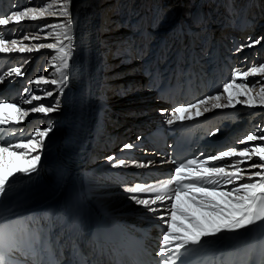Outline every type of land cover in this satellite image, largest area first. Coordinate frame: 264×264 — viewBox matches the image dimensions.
<instances>
[{
    "label": "snow or ice",
    "instance_id": "6c2138e0",
    "mask_svg": "<svg viewBox=\"0 0 264 264\" xmlns=\"http://www.w3.org/2000/svg\"><path fill=\"white\" fill-rule=\"evenodd\" d=\"M70 2L71 0H46L41 7H24L22 10L0 14V26L5 27L25 20L64 18L60 23L46 25L52 29L47 35H54L55 43L41 42L30 46L11 38L16 29L11 30V35H5L4 29L0 28L2 55L33 53L41 49L55 51L48 64L55 68L56 78L37 76L28 81L39 90H43L45 85H54L59 94H62L69 79L67 70L74 49L73 26L69 19ZM42 31L43 28H40L31 36L26 34L22 40H39V32ZM262 39L264 38L250 40L237 51H242L243 47L259 45ZM28 62L25 58L24 64ZM22 68L23 65L11 67L0 74V83L13 76L22 77L26 71H22ZM255 77L260 79L250 82L249 78ZM23 91L28 93L30 89L25 88ZM59 94H54L51 90H43V95L33 92L22 103L10 102L6 97L0 96V204L7 200L13 190L17 174L30 176L37 172L46 139L52 132L51 126H37L23 134L25 120L30 114L47 116L59 111ZM54 96V103L33 105V102ZM22 105L31 107L25 108ZM237 105L248 109H264V63L253 64L246 70L234 69L229 80L215 94L175 107L165 123L171 126L177 122L193 121L214 110L235 109ZM216 132L210 135H216ZM257 141L260 143H256ZM236 143L243 146L226 145L215 154L201 153L200 157L180 162L165 161L175 165L168 178L156 183H136L124 188L129 199L143 206L147 212L160 213L155 217L160 221L157 225L160 232L159 247L155 252L157 259L153 264H188L186 257L210 244L230 236L246 234L254 227L264 229V129L257 133H247ZM133 147L132 144L124 145L125 149ZM107 159L114 161L113 167H127L129 163L112 156ZM131 163L144 168L153 162ZM141 194L147 195L141 198ZM52 232V225H41L33 217H23L11 212L8 216H0V264H61L54 254ZM250 255L251 250L244 253L239 262L227 256L216 264H248ZM260 255L261 264H264V241L260 244ZM74 264L87 262L75 261ZM131 264H139V261L133 260Z\"/></svg>",
    "mask_w": 264,
    "mask_h": 264
},
{
    "label": "bare ground",
    "instance_id": "6f19581e",
    "mask_svg": "<svg viewBox=\"0 0 264 264\" xmlns=\"http://www.w3.org/2000/svg\"><path fill=\"white\" fill-rule=\"evenodd\" d=\"M20 1L21 0H17L18 3ZM123 1L124 0H71L69 6L71 15L69 19L71 20L73 26L72 30L74 34V49L72 58L69 61V79L64 86V92L61 95L62 104L59 113L62 114V117L58 122V128L56 129L57 133L50 134L46 139V148L42 152V160L40 165L38 166L37 172L32 173L30 176L17 174L15 178L16 183L13 190L9 194L7 200L4 201L3 204H0V216H8L10 212L21 213L27 208V206H29V204H32L39 206L43 210L44 214L48 211L47 208H54L56 210V213L54 215L55 219L62 221L66 214L65 211L72 205V203H74V201L76 200H81L78 194L87 197L90 200V205L94 208L101 206L102 208L110 209L112 212H128L122 208L114 209L109 206L107 202L112 200V198L107 197L106 200H102V198H100L99 196H90L93 193L91 185L98 182H107H104L102 179H98L97 177L94 178V176L84 173L83 170V165L88 163V161L93 160L97 152L108 154L111 150L116 149V147H118L117 144L118 142H120L121 136H123V133L125 131H127L126 135L128 134V137H131L135 131H139L138 136L141 137L139 140L143 141L144 135L148 131L153 130V128H150L147 130V132L143 133L142 131L146 127H137L136 129L129 128L128 124L120 120L110 123V125L107 126L106 130H101L98 127V124L95 122V117L97 114H99L100 116L104 114L102 105L108 95L111 93V91L108 92L105 90V84H101V79L99 78L101 74L104 72V74L106 75L107 72L105 71L109 70V68H107L108 66L111 68V70L109 71L110 73H118L124 71L126 67L138 62V60L130 62V60L128 59L130 58L129 55L132 54L133 50L124 47L121 43L118 42L114 43L113 46V49H115V54L112 55V57L110 56L111 58H107L109 48L103 44L102 39L108 34H117L116 30L113 28L118 25L115 20L119 17V15L124 16L125 18V20L123 21L124 25H122L120 33H133L136 38L141 35L142 39L145 37L149 38L153 34L156 41L157 39H159L156 43L157 46L161 42L165 41V44L160 47V49L156 52V55H146L144 60H146V63L151 62L153 63L154 67H157L154 64V61H158L164 55H169L166 58L168 59L167 64H165L166 68L163 70L166 78L162 81L163 84L161 86V90H163V92L161 94L163 95V98H165V100H167L171 105H176L174 107L185 104L184 101L194 102L199 98L215 94L217 85L216 87H212V84L217 81L219 76H221L220 80L222 79V73L226 72L225 67L226 64L228 65V63L230 62V59L233 58V56L235 57V55H241L242 53L244 55L250 56L254 46L251 48L243 47V50L239 52L237 51V49L244 45H247L250 40L254 41L255 39L264 38L261 37V33H258V35H256L255 37L250 35L249 37L232 44L229 40L225 39L222 40V43H225L224 46L222 44H219L214 48L212 47L213 49L210 50V56L208 57L210 64L207 73V79L204 78L202 68L199 65L200 62L197 58L199 55V51L197 50V48L195 49L194 47H189L187 49V59L188 61H191V66L185 68L183 70V74H181L180 72L177 74V70H172L174 69V66H176V64L180 63V59H178L180 54L178 53V49L173 50L176 45L174 46L173 43L170 42L171 38L169 35L171 33L172 35L176 34L177 29L184 19H187V22L193 24L196 22L197 24H202L205 26H207L208 23L211 25L215 24V29H217L221 25L219 23H227L229 25H232L234 23L235 28H239L243 22V12L246 10H251L249 17H251L252 20L255 19L254 23L259 22L260 24H258L257 29H261V24L264 23V15L261 16V14H264V12L257 13L254 10L258 6L262 8L261 3L264 2V0H210L211 6H209V4H207V6L200 5L205 4L207 0H166L165 2H163V0H155L153 10L150 9V4L148 7L149 0L144 1V3L140 2V0H137L132 2L131 4H129V0H125V3H123ZM39 2H43V0H27V3L30 4V6H34ZM44 2H46V0H44ZM224 2L226 4V7L221 6V4H224ZM229 6L231 7V10H229ZM160 7L162 9L165 7L169 9L167 14L168 16L163 20L157 21L152 24V27L148 30L147 34H143L142 29H138L140 21L143 20V9L146 10V16L151 10L152 12L154 11V19H156L160 13ZM211 7H214V9ZM114 9L116 10V15ZM136 9H138L139 12ZM211 10H213L214 13L212 16H208ZM232 12H234V17L232 16ZM217 13H220V15L218 17H215ZM107 17L108 20L106 25L112 23L110 26H107L112 28L110 29L111 31L107 30V32L102 33V31L104 30L103 28H105L104 23ZM63 19L64 18L62 17H45L39 19L40 21L25 20L20 22V24L22 25L21 27L23 28L24 26L25 29L28 23L36 25L41 23L45 24L47 21H52V23H60L63 21ZM132 19H136L134 21L135 23L131 22ZM238 19L239 21H237ZM48 29L49 31H46ZM48 29H43L44 32H46L42 37L45 41L51 40V38L47 34L51 32L52 29ZM143 29H145L144 26ZM187 30L190 29L187 28ZM53 40L55 42L54 35ZM20 41L22 43L26 42V44H29L30 46L32 45V42L23 40ZM65 43H67V41H65ZM154 48L152 49V51H150L151 53L155 51ZM46 50L47 49H41L39 52L25 54H1L0 64H5L7 66L6 63H9L8 59L10 57H13L12 59H15L16 62L22 61V63L24 64L25 58H27L29 61L30 59L38 57ZM243 62H245V59L242 58L240 60V63ZM50 67L51 66L49 65L46 70H49L48 68ZM187 69L190 70L186 72ZM151 76V78L153 79L150 81H152L154 85L155 82H159L161 77L160 72H155V69L153 70V74ZM128 77L131 79L134 78L133 76ZM102 80L104 81V79ZM114 80H119L118 82L120 83L122 79ZM209 83L210 85L208 86ZM29 85L30 91L37 90L34 85ZM84 89L87 95L86 108H83L84 104L82 103L81 95ZM124 89L125 88H123V90ZM9 91V93H12L13 88H11ZM121 92L123 91H118L119 95H114L112 98L121 96ZM128 97L129 96L126 95L123 98L126 99ZM111 101L115 103L118 100L114 99ZM128 107L137 109V105L130 104L129 102ZM84 110H86L87 113L85 115V118L83 119ZM251 113L255 114L256 118H259V122H261V120L264 121V109L261 108L243 109L242 107L237 105L235 109L229 108L214 110L210 113H206L203 117H200L203 122H207L206 124L204 123V125H201L200 129L197 130V133L202 132V127H204L205 125L206 127H208L207 125H210L212 132H216V130L219 129V132H216V135L212 136L221 138L227 136L228 133L241 134L242 127H244V129H250V133L260 132L261 130H259L260 126L257 125L258 123H254V121L252 122L250 120ZM153 114H158V112ZM169 115L170 114L160 115V119L155 117L148 118L146 119V122H150L149 124L152 126V122L162 121L163 125L161 127L164 129L162 130V132L173 127L178 129L177 123L171 126L165 123V120ZM121 118H124V115H122ZM82 122L85 124L84 128H81ZM189 122L190 121H184L178 123H180V125H186ZM195 125H197V123H195ZM27 126H24L23 134L28 133V131L26 133ZM221 126H224V128H222ZM224 131H226V133H224ZM104 132L107 133V136H109L111 148L107 147L104 144L105 141L109 140L107 139L106 135L101 138L98 137L97 142L94 144L93 148L91 145L93 138ZM220 134L222 136H220ZM244 136L245 135H243L242 133V138ZM205 140V134L204 132H202V139L200 140L201 149L204 148L203 141ZM228 140H230V138H228L227 141ZM130 142L132 141L128 140L125 144H130ZM256 143L260 142L257 141ZM147 145L150 146L149 144ZM216 147L213 146L208 154H212L213 151H215V154L217 150L215 149ZM117 151L118 149L111 152V154L116 153ZM149 151L150 150L146 149L145 152L143 151L142 154L139 153V155H141L142 157H145V154L153 155ZM121 152H124V149H122ZM111 154H109L108 156H110ZM108 156L105 157L107 158ZM158 157L160 159L165 158L163 155ZM103 158L104 157H101L99 159ZM107 160L108 159H106L105 161ZM165 160L168 161L167 158H165ZM165 160L158 162L157 160L152 159L150 161H152L153 163L150 165L157 167V169L160 166L164 165L161 167V171L166 168L163 170L164 173H162V176L166 179L170 175V168L168 163H165L166 167L165 164H163ZM132 161L133 160H131L129 163H131ZM61 162L66 163V166L65 168H61L60 170H58ZM101 163L102 162H99V164ZM51 169L56 171V174L58 177H60L61 181H59V184L55 185V187L47 188L50 180L46 176V173ZM167 169L168 172L166 173L165 170ZM136 170L137 169H135L134 172H131L130 170H119L118 173H115L114 170H112L111 173L105 175L107 177L115 179V182L117 181L120 183H126L129 182V177H132V175L136 177ZM153 173L154 172L151 173L152 176ZM156 173L158 172L156 171L155 174ZM141 181L143 182L144 179H142ZM148 182H150V180H148L147 183ZM141 198L143 197L141 196ZM118 204L119 203L117 202L116 206H118ZM136 206L140 205H135L134 209H136ZM91 210L99 223H101V220L104 219L110 220L107 228L112 227L113 222H117V220L112 218L110 215H107L105 212H101L100 210H95L93 208H91ZM139 210H142L143 213H147V215H151L152 217L160 215L158 213L157 215H155L153 213L147 212V210L144 209L143 206H141ZM131 216L132 215H130V217L127 216L129 222H142L141 220H139V218H131ZM147 219L145 221H147ZM66 235L69 234L66 233ZM150 236L154 237L155 234H150ZM153 239L156 241L158 240L156 238Z\"/></svg>",
    "mask_w": 264,
    "mask_h": 264
},
{
    "label": "rangeland",
    "instance_id": "374dc122",
    "mask_svg": "<svg viewBox=\"0 0 264 264\" xmlns=\"http://www.w3.org/2000/svg\"><path fill=\"white\" fill-rule=\"evenodd\" d=\"M22 1L23 0H21L18 3L17 0H11V1L10 0H0V14H7V13H10L12 10H22L24 7H41L46 3L43 0V2H39L38 4H36L34 6L33 5L30 6V4L27 3V0L23 1V2ZM124 1H123V3H125ZM134 1H137V0H129V4H131ZM144 1H146V0H140V2H143V3H144ZM154 1L155 0H149V2H148V7L150 4V9H152V10L154 7ZM165 1L166 0H163V2H165ZM204 2H206V1H204ZM120 4H121V2H120ZM207 4H209V6H211L210 0H207V2L205 4H200V5L207 6ZM160 5H161V2H160ZM221 6L226 7L225 2L223 5L221 4ZM261 6H262V8L260 6H258L254 11L257 13L258 12L259 13L264 12V2L261 3ZM211 8L214 9V7H211ZM159 9H160V13L156 19H154V11L152 12V10H151L149 12V14L146 16L145 15L146 10L143 9V11H142L143 20L140 21V24L138 26L139 27L138 29H140V30L142 29L143 34H147L148 30L152 27L151 26L152 24H154L157 21H161L165 17L168 16L167 14H168L169 9L167 7L163 8V9L160 7ZM136 10L139 12L138 9H136ZM229 10H231V7ZM250 12H251V10L244 11L243 12V18L247 17V18L251 19V17H249ZM213 13H214V11L211 10L209 12L208 16H212ZM115 15H116V10H115ZM219 15H220V13H217V15L215 17H218ZM262 15H264V14H261V16ZM232 16L234 17V12H232ZM107 20H108V17L105 19V23H104L105 28H103L104 30L101 29V30H103L102 33L107 32V30H110L112 28V27H107V26H110L112 24V23H109L106 25ZM124 20H125L124 16L119 15V17L115 20V22H117L118 25L113 28L116 30L117 34L116 35H114V34L109 35L108 34L106 37H103V39H102L103 44L109 48L107 58L108 57L111 58L112 55L115 54V52H114L115 49H113V46H114V43L118 42V43H121L124 47H127L130 50H133L132 54L129 55L130 58L128 60H130V62L138 60V62L126 67L124 71H121L118 73H116V72L110 73L109 71L111 70V68L108 66L107 68H109V70L105 71V72H107L106 75L103 72L101 74V76L99 77L101 79V84H103V85L105 84L104 85L105 90L108 92L111 91V93L108 95V97L106 98L105 102L102 105L103 109H104L103 110L104 114H102L101 116L99 114H97L95 117V122L98 124V127L101 130H106L107 126H109L110 123L115 122L117 120L125 122L126 124H128L129 128L136 129L137 127H143V128L149 127V126H151L149 124L150 122H146V119L153 118V117L159 118L160 115L170 114L172 109L175 108L174 106H176V105H171L167 100H165V98H163V95L161 94L163 92V90H161V86L163 84L162 81L166 78L163 70L166 68L165 64H167V60H168L166 58L169 55H164L163 57H161L158 60L159 62L154 61V64L157 67H154L153 63H151V62L146 63V60H144L146 55H151V56L156 55V52L160 49L161 46H163L165 44V41L161 42L157 46L156 43L159 39H157V41H156L155 36L153 34L149 38L145 37L142 39L141 35H139L138 38H136V36L133 33H124V34L120 33V30L122 29V25H124V23H123ZM135 20L136 19H132L131 22L135 23L134 22ZM186 20L187 19H184L183 22H181V24H180L179 28L177 29L175 35H172V33L169 35L171 38L170 42L173 43L174 46L176 45L173 48V50L178 49V53L180 54V56L178 57V59H180V63L176 64V66H174V69L172 70V71L177 70V74L179 72L181 74H183V70L185 68L191 66V61H188V59H187V49L189 47H191V48L194 47L195 49L197 48V50L199 51V55L197 58H198V61L200 62L199 65L202 68V73L204 75V78L207 79V73H208L209 64H210V61L208 59V57L210 56L209 55L210 50L213 49L215 46H218L219 44H222L224 46L225 43H222L223 42L222 40L227 39L232 44L234 42H238L244 38H247L250 35L255 37L256 35H258V33H261V37H264V23L261 24V29H257L258 24H260V23L259 22L254 23L255 19L254 20L251 19L254 23L253 28H251L249 30H246V29L243 30L242 34H239L237 32V30L243 24H245L244 22L245 21L247 22L248 19H244L243 20L244 22H242V24L239 28H235L234 23L232 25H229L227 23H225V24L219 23L221 25L217 29H215V26H214L215 24L211 25L208 23V25L205 26L202 24H197L196 22L193 24V23L187 22ZM38 21H40V20H38ZM237 21H239V19ZM50 23H52V21H47L45 24H42V23L38 24L37 23L38 25L28 23L25 29H24V26H23V28L21 27L22 26L21 24L12 23L6 27L0 26V28L4 29L5 35H11V30L16 29L15 35H11V38L22 40V37L24 35L27 34V35L31 36V35L37 33L40 28L48 29L46 27V25L50 24ZM143 26L145 27V29H143ZM187 28H189L190 30H187ZM101 30H100V32H101ZM46 31H49V29ZM188 31H190V32H188ZM45 33L46 32H44V30H43L42 32H39V35H40L39 40H32V41L29 40L27 42H32V44L41 43V42H43V43H55L53 40V36L50 37L51 40H49V41L43 40L42 37H43V35H45ZM102 36H103V34H102ZM142 41L144 44L142 43ZM24 43H26V42H24ZM155 46H157V47H155ZM153 48L155 49V51L153 53H151L150 51H152ZM166 51H167V49H166ZM54 53H55L54 50L47 49L46 51L41 53L38 57H36L34 59H30L27 64H23L22 61L16 62L15 59H12L13 57H10L8 59L9 63H6L7 66L5 64L4 65L0 64V74L8 71V69L11 67H17L20 65H23L22 71H24L26 69V71H24V75L22 77L13 76L11 78H6L4 83H0V96L6 97L10 102L22 103V100L24 98L30 97V95L33 92H35L38 95H43V90H51L54 92V94H59V90L56 89V87L54 85H45V86H43V90L37 89L35 91H29L28 93H25L23 91L25 88H29L30 85L28 84V81L35 79L37 76H46L48 79L56 78L57 74L55 73V68L53 66L48 68L49 70H46V68L49 67L48 61L51 59V57L53 55H55ZM0 56H1V54H0ZM235 57L233 56V58L230 59V62L228 63V65L226 64V67H225L226 72L222 73V79L220 80L221 76H219L217 81L212 84V87L213 86L216 87V85H217L216 92L222 88L223 83H225L229 80L230 75L234 69L246 70L248 67H251L253 64L264 63V39L261 41V44L254 45L250 56L244 55L242 53L241 55H235ZM242 58L245 59V62L240 63V60ZM187 61H188V63H187ZM106 65H107V63H106ZM154 69H155V72H160V75H161L159 82H155V85L152 83V81H150L153 79V78H151L152 77L151 75L153 74ZM196 69H197V67H196ZM68 70H67V72H68ZM225 73H226V76H225ZM128 76H133L134 78L131 79ZM102 79H104V81ZM114 79H122V80L119 83L118 82L119 80L115 81ZM258 79H260V77L249 78L250 82H254L255 80H258ZM218 80H219V82H218ZM209 85H210V83L208 84V86ZM11 88H13V92L9 93L10 92L9 90ZM123 88H125V89L123 90ZM118 91H123V92H121L122 95L117 96L116 98H112L114 95H119ZM61 95L62 94H59L60 101L62 98ZM126 95H128L129 97L126 99L123 98ZM54 99H55V96L54 97H46L45 99H43L40 102H33V105H35L37 103L51 104V103H54ZM114 99H117L118 101L113 103L111 100H114ZM128 102L130 104L137 105V109L128 107ZM184 103L187 104L190 102L184 101ZM61 104H62V102H61ZM141 104H143V105H141ZM22 106L25 108L31 107L30 105H22ZM239 106L242 107L243 109L246 108L242 105H239ZM161 110H166V111H164V113H161L162 112ZM59 112H60V110L56 111L54 113H51L47 116L42 115V114H30V116L24 122V126L28 125L27 129H26V133H27V131L30 132L32 129H34L37 126H39L41 128L51 126L52 132L50 134H56L57 133L56 129L58 128V122L60 121V119L62 117V114ZM157 112H158V114H153V113H157ZM122 115H124V118H121ZM255 118H256L255 114L251 113L250 120L252 122L254 121V123H258L257 125L260 126L259 130L264 128V121L261 120V122H259V118H256V119ZM152 123L160 126V123H162V121L161 122H152ZM254 125H256V124H254ZM221 127L224 128V126H221ZM86 129H87V126H86ZM126 132L127 131H125L123 133V136H121V140H120V142H118V144H117L118 147H116V149L111 150L108 154L97 152L93 160L88 161V163L83 165V170H84V173L92 175V176H94V178L97 177L98 179H102L104 182H107V183L98 182V183L91 185L93 193L90 196H92V197L99 196L100 198H102V200H104V199L106 200L107 197L112 198V200L107 202V204L109 206H111L114 209L122 208L128 212H121V213H117L114 211L112 212L110 209L102 208L101 206L94 208L90 205L91 204L90 200L87 197L82 196L80 194H78V195L80 196L81 200L86 202L91 208H93L95 210L98 209L101 212H105L107 215H110L112 218L117 220V222L122 223V225L125 228L127 226L129 228L132 227L135 229H143V230L145 229L146 231H148L150 233L151 231L145 227V225L148 224L150 229L153 230L154 232H156L155 235H157V239L159 240L160 228L157 225L160 224V221L157 220L155 217H152L151 215H147V213H143L142 210H139V208L141 206H136V209H134L135 205H137V204L134 201L129 199V194L127 192H125L123 188L125 186H133L134 184H136L138 182L139 183L140 182L141 183H147V181L150 180V182H148V183H156V181L165 179V177L162 176V173H164L163 170L166 168H164L161 171V167L164 165L160 166L158 169H157V167H154L153 165H150V164L148 167L141 168V167H138L132 163H128L127 167H123V166L113 167L112 164L114 163V161L113 162H110L109 160L105 161L107 159L105 156H108L109 154H111V152H113L117 149H118L117 152H120L122 149H125L124 145L128 140H131L132 142H130V144L134 145V147L132 149L138 151L139 153L142 154V152L143 151L145 152L146 149L150 150L149 152H151L150 146L147 145L148 143H146L145 146H143V147H140L138 149L136 148V147H138L137 145H139V143L134 142V139L135 138L137 139L138 135H137V137H134V134L135 133L139 134V131L138 132L135 131L131 137H128L129 135L128 134L126 135ZM250 132H251L250 129H244V127H242L243 135L250 133ZM224 133H226V131H224ZM242 133L241 134L228 133L227 136L222 137V138H225L226 141L228 138H230L231 144H229V145L242 147L243 145H238L236 143L240 138H242ZM106 134L107 133L104 132L100 135L95 136L93 138V141L91 144L92 147L94 148V144L97 142L98 137H100V138L104 137ZM220 136H222V135L220 134ZM6 139H10V137H8ZM105 142L107 143V141H105ZM105 142H104V144L106 145ZM218 147L219 146H217L215 148V149H217L216 152L218 150H220V149H218ZM221 149H223V148H221ZM117 152L112 153L110 156L114 157L115 159H124L127 162H130L131 160H133V161H136L137 164H139V163L148 164V161H150L152 159H155L158 162L165 160V158L160 159L158 157V155H149V154L144 155L143 154L145 157H142L141 155H139L138 152H136L137 153L136 155L135 154L132 155V153H130V151H127V154L125 151L124 154H126V155L119 158L118 156H116L118 154ZM214 152L215 151H213L212 154H214ZM130 155L135 156V157H131ZM41 156H42V153H41ZM101 157H104V158L99 159ZM136 159H139V160H136ZM99 162H102V163L99 164ZM135 169H137L136 170V177H134L132 175V177H129L130 178L128 180L129 182H126V183H120L117 181L115 182L114 181L115 179H113L111 177H107L105 175V174L111 173L112 170H114L115 173H118L119 170H130L131 172H134ZM146 170H149V171H146ZM156 171L158 173L155 174ZM152 172H154L153 176L151 174ZM165 172L167 173L168 169L165 170ZM142 179H144L143 182L141 181ZM146 195L147 194H141V196L143 198ZM117 202L119 203L118 206H116ZM158 214H160V213L158 212ZM130 215H132L131 218H134V217L139 218V220H141L142 222L141 223L129 222L127 219V216L130 217ZM155 215H157V213H155ZM147 218H149L151 220H148L147 222L144 223V221ZM143 223L145 225L141 226ZM154 232H151L150 234L153 235ZM158 240H157V243H158Z\"/></svg>",
    "mask_w": 264,
    "mask_h": 264
}]
</instances>
